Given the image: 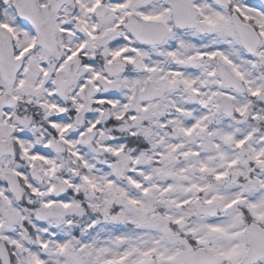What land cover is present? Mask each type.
Wrapping results in <instances>:
<instances>
[{
    "label": "snow or ice",
    "instance_id": "obj_1",
    "mask_svg": "<svg viewBox=\"0 0 264 264\" xmlns=\"http://www.w3.org/2000/svg\"><path fill=\"white\" fill-rule=\"evenodd\" d=\"M0 264H264V0H0Z\"/></svg>",
    "mask_w": 264,
    "mask_h": 264
}]
</instances>
